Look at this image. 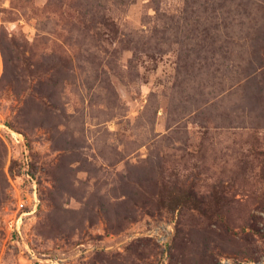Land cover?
<instances>
[{
    "label": "rangeland",
    "instance_id": "obj_1",
    "mask_svg": "<svg viewBox=\"0 0 264 264\" xmlns=\"http://www.w3.org/2000/svg\"><path fill=\"white\" fill-rule=\"evenodd\" d=\"M0 264H264V0H0Z\"/></svg>",
    "mask_w": 264,
    "mask_h": 264
},
{
    "label": "built area",
    "instance_id": "obj_2",
    "mask_svg": "<svg viewBox=\"0 0 264 264\" xmlns=\"http://www.w3.org/2000/svg\"><path fill=\"white\" fill-rule=\"evenodd\" d=\"M28 197L31 198V207L29 209H25L27 206L25 199L19 200V206L22 210L18 213L14 212L13 215L7 219L6 225L9 230L20 233L24 215L36 210L40 197L38 194V186L35 181L32 182V187Z\"/></svg>",
    "mask_w": 264,
    "mask_h": 264
}]
</instances>
